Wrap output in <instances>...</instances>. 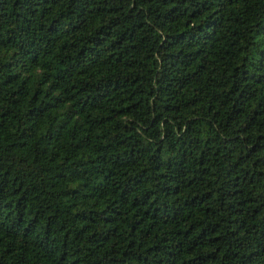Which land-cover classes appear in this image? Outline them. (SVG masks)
<instances>
[{
  "label": "trees",
  "instance_id": "1",
  "mask_svg": "<svg viewBox=\"0 0 264 264\" xmlns=\"http://www.w3.org/2000/svg\"><path fill=\"white\" fill-rule=\"evenodd\" d=\"M0 264H264V0H0Z\"/></svg>",
  "mask_w": 264,
  "mask_h": 264
}]
</instances>
